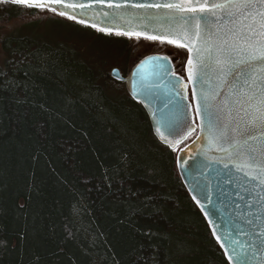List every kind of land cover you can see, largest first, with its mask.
<instances>
[{
	"label": "trees",
	"instance_id": "trees-1",
	"mask_svg": "<svg viewBox=\"0 0 264 264\" xmlns=\"http://www.w3.org/2000/svg\"><path fill=\"white\" fill-rule=\"evenodd\" d=\"M35 42L3 43L20 61L0 67V264H227L141 106Z\"/></svg>",
	"mask_w": 264,
	"mask_h": 264
},
{
	"label": "snow or ice",
	"instance_id": "snow-or-ice-1",
	"mask_svg": "<svg viewBox=\"0 0 264 264\" xmlns=\"http://www.w3.org/2000/svg\"><path fill=\"white\" fill-rule=\"evenodd\" d=\"M9 3L106 35L187 49L194 118L172 69L173 60L181 68L183 62L171 51L135 66L132 99L151 109L154 131L169 147L170 137L181 142L199 127L192 141L197 151L177 163L192 191L211 205L209 214L223 218L215 226L220 235H213L229 264H264V0H0ZM77 10L92 13L90 20L74 16ZM158 93L164 99L157 103Z\"/></svg>",
	"mask_w": 264,
	"mask_h": 264
},
{
	"label": "rangeland",
	"instance_id": "rangeland-1",
	"mask_svg": "<svg viewBox=\"0 0 264 264\" xmlns=\"http://www.w3.org/2000/svg\"><path fill=\"white\" fill-rule=\"evenodd\" d=\"M5 13H9V10L0 4V67L4 71L10 70L20 61L15 50H4L3 43L6 39L35 38V45L47 42L67 47L77 60L88 66L94 78L104 88L107 98L115 105L119 103L123 109H128L125 102L128 99L127 86L108 78L110 71L118 69L121 76L126 77L129 69L143 56L157 51L163 55L169 51L174 52L150 41L106 35L50 12L32 15L24 12L22 17L10 20L4 19ZM185 61L186 59L183 63ZM153 142L160 150H168L157 141Z\"/></svg>",
	"mask_w": 264,
	"mask_h": 264
},
{
	"label": "water",
	"instance_id": "water-1",
	"mask_svg": "<svg viewBox=\"0 0 264 264\" xmlns=\"http://www.w3.org/2000/svg\"><path fill=\"white\" fill-rule=\"evenodd\" d=\"M16 6H18V5H16ZM30 9L39 10V9H35V8H30ZM50 13H52V12H50ZM72 14L74 16H76L77 18L84 19L86 21H89L90 17L92 16V13H86L85 15L81 16L80 10H77L76 12H74ZM56 16H59V15H56ZM59 17H61V16H59ZM63 18H65V17H63ZM73 21L76 22L75 20H73ZM90 22L91 23H97L98 25L100 24V21H98V20H91ZM77 24H80V23H77ZM80 25H82L84 27H87L84 24H80ZM101 26L109 27L110 25L104 24V25H101ZM121 27H123V26L121 25ZM87 28L96 30L95 28H92V27H87ZM113 35H115V34H113ZM132 38H135V37H132ZM156 42H159V41L157 40ZM166 45H168V44H166ZM169 46H172V47L176 48L174 45H169ZM180 49L184 50L186 52V55H187L186 56V61L184 63L185 80H183V78L178 76V75H176V77L178 79L182 80V84L180 86V90H181L182 94L187 95V97H188V99L186 101H183L182 103L191 104V108L189 109V112L193 114L192 118H194V110H195L196 104L192 101V87L193 86H192V84L188 83V65H187V60H188V55L189 54L187 52V49H184V48H180ZM151 56H162V55H151ZM137 64H139V62ZM135 66L132 68V70H131V72H130V74H129V76L127 78H123L120 75V72H119L118 69H112L110 71V73H109V76L113 80H115L117 82H122L123 81V82L126 83L127 90H128V96L130 97V99H132V96H131V84H130L129 80H130L131 73H132L133 69L135 68ZM172 69H173V67H172ZM150 70H151L150 65L145 64V66L143 68V71L147 72V71H150ZM183 85H187V88L185 89L183 87ZM169 95H172V93H169ZM163 99H164L163 94L162 93H158L157 103L159 102V100H163ZM133 101H135V100H133ZM135 102L138 103L137 101H135ZM138 104L141 106V108L143 109V111L145 112V114L147 116V119L149 121L150 128H151V133H152L153 137L156 139V141L159 144H161L162 146L166 147L170 151H174L173 149L177 150L176 155H175V167L177 169V173H178V176H179V178L181 180V183H182L183 187L185 188V190H186L189 198L191 199L192 203L194 204V206L197 208V210L200 212V214L202 215L203 219L205 220L206 225L208 227V230H209V232L211 234V237H212L213 241L215 242V244L218 246V248L221 250L226 263L229 264V262L227 260V257L224 254V249H222L220 247V244L217 242L216 236L213 235L214 231L217 233V235H220V230L218 228H216L215 226H216V224L221 223L223 218H221V220H217L215 215L209 214V210L211 209V205H209L208 203L203 201V199L200 198V194L198 192L192 191L193 181H192L191 177L189 176L187 179H185V177L188 176V173H186V172H184L182 170L185 166L184 165H178V163H177L179 157H183L185 160H188L189 157L193 153H195L197 151L196 147L193 146L192 141L195 140L196 135L199 133V127H197V133L193 134L194 137L189 142H187V140L191 136L188 139L181 140V142H177L178 140H180L179 137L176 138V139H172L170 137V139L172 140V146L169 147L168 144H166L164 141H162L160 139L159 135L156 134L155 131H154V124H153V120H152V117H151V109L145 108L144 105L141 104V103H138ZM199 123H200V121L197 120L196 124L199 125ZM214 155H220V154H214ZM225 187H227L230 191L232 190L230 185H226ZM193 195H197L198 199H201V202L199 204L195 200H193V198H192ZM202 208L205 209V210L202 211L201 210ZM217 215H219V213H217Z\"/></svg>",
	"mask_w": 264,
	"mask_h": 264
},
{
	"label": "flooded vegetation",
	"instance_id": "flooded-vegetation-1",
	"mask_svg": "<svg viewBox=\"0 0 264 264\" xmlns=\"http://www.w3.org/2000/svg\"><path fill=\"white\" fill-rule=\"evenodd\" d=\"M151 43H154V44H157V45H161L159 42H151ZM161 46L173 50L174 53H177L178 56H179V58L181 59L182 53L179 52V51L177 50V48H174V47H171V46H169V45H165V44H164V45H161ZM151 55H163V54L160 53L159 51H157V52L149 53V54L146 55V56H143L142 58H140V59H139V60H138V61H137V62H136V63H135L130 69H129L127 76L124 77V78H127V77L129 76V74H130L132 68H133L138 62H140L141 60H143L145 57H148V56H151ZM170 59H171V57H170ZM185 59H186V57H185ZM172 67H173V71L176 73V75L182 77L183 80H185V76H184V63H183V67L181 68L179 65H177V63L175 62V60H173V61H172ZM181 73H182V75H181ZM122 82H123V81H122ZM122 82H119V83H122ZM123 83H125V82H123Z\"/></svg>",
	"mask_w": 264,
	"mask_h": 264
}]
</instances>
